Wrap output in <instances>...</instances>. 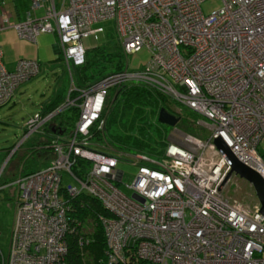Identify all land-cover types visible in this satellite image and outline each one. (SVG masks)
<instances>
[{
  "label": "built area",
  "instance_id": "1",
  "mask_svg": "<svg viewBox=\"0 0 264 264\" xmlns=\"http://www.w3.org/2000/svg\"><path fill=\"white\" fill-rule=\"evenodd\" d=\"M5 1L0 30L11 27L30 41L56 35L71 80L58 109L76 106L78 114L70 133L45 145L48 164L13 180V221L0 264H66V236L78 234L82 246L91 232L89 219L71 215V199L81 193L109 213L98 217L108 264L124 262L126 252L144 264H264V214L222 194L229 165L212 143L219 137L264 180V0H219L206 14L203 0H27L20 18ZM107 19L123 55L145 48L148 60L76 87L69 62L82 64L80 39L102 33L92 24ZM38 71L23 58L7 69L0 50V106ZM126 82L149 85L208 121L205 140L187 134L183 144L167 143L158 161L132 156L137 170L123 183L128 194L118 188L117 157L88 143L91 129L101 128L109 89ZM53 112L29 117L25 136ZM78 160L88 162L80 176L71 171Z\"/></svg>",
  "mask_w": 264,
  "mask_h": 264
},
{
  "label": "rangeland",
  "instance_id": "2",
  "mask_svg": "<svg viewBox=\"0 0 264 264\" xmlns=\"http://www.w3.org/2000/svg\"><path fill=\"white\" fill-rule=\"evenodd\" d=\"M220 4L219 0H203L199 7L202 13L206 14ZM97 25L103 28L102 33L95 38L89 35L80 39L88 56L92 55L94 47L98 45L112 47L117 40L113 19L101 20L92 24V26ZM0 50L2 63L9 70L13 69L15 62L20 58L34 60L39 65L38 73L20 83L15 88L11 99L0 106V184H2L3 182H10L12 178L16 177L19 168L34 170L46 160L43 155L50 156L52 154L49 148L38 145L45 142L46 133L43 128L40 127L25 136V122L34 113L41 112L48 101L54 97H60L62 103L59 106L63 105L71 86V80L62 59H59L58 56L60 52L58 51L57 37L51 32L40 33L34 41H30L18 37L11 27L3 28L0 30ZM147 60L148 52L145 48H141L123 57V67L125 66L129 71L138 70L145 65ZM69 68L71 78L74 80L76 67L69 62ZM165 108L182 121L195 120L194 125L199 130H204L201 139H207L208 134L205 133L204 124H208V121L193 115L191 111L180 104L169 102ZM156 128L162 133L166 131V143L183 144L184 136L187 135V132L176 126L172 127L159 123L155 116L151 120L150 126V134L153 138H156ZM113 130L118 131V127H109L105 132L107 143L103 141L96 145L95 137L89 142L100 147L98 149L103 150V152L117 157L116 168L123 172L122 182L118 184V188L128 194L129 191L123 187V183L130 182L137 170V165H135V159L132 157L134 154L120 153L115 149L116 145L111 142L108 136L109 133H113ZM32 147L36 149V152H31V149H34ZM210 154L211 151H204L205 161L208 160ZM147 157L153 161H158L161 158L160 155H147ZM13 188L12 184L7 185V189L0 190V252L3 254L6 253L9 230L13 221V205L8 198V193H12ZM221 191L226 198L240 203L245 209L252 210L258 205L251 184L237 174L231 173L229 175L222 185Z\"/></svg>",
  "mask_w": 264,
  "mask_h": 264
},
{
  "label": "trees",
  "instance_id": "3",
  "mask_svg": "<svg viewBox=\"0 0 264 264\" xmlns=\"http://www.w3.org/2000/svg\"><path fill=\"white\" fill-rule=\"evenodd\" d=\"M25 3V0H6L5 7L13 10L17 18H20ZM58 56L61 59L60 53ZM123 57L118 40L112 47L107 45L94 47L91 56H88L85 50L82 64L74 66L76 67V74L74 80H72L73 84L76 87H85L106 73L121 70L124 65ZM107 70L109 71L106 72ZM69 97L75 98L76 93H70ZM169 102L174 103L169 97L153 87L139 82H126L116 88L109 89L104 110L101 114V128L93 127L91 129L88 138L89 145L100 148L96 145L103 141L107 143L105 137L107 129L118 127V131L113 130V133H109L108 136L111 142L116 145L115 149L120 153L161 155L167 144L165 141L166 131L162 133L156 128V138H153L150 134V126L151 120L157 116L160 107L169 112L165 108V105ZM60 103H62L61 98L54 97L48 101L40 112L43 117L54 111L40 125L51 136H65L70 133L78 114L76 106L58 109ZM192 114L198 116L193 112ZM195 122V120L182 121L179 118L175 126L189 135L201 138L204 130H199L194 125ZM51 129H54V132ZM94 137L96 145L89 142ZM47 143L48 141H45L38 145L45 146ZM34 149H31L32 153L36 152V149ZM87 167V161L78 160L76 164L72 165L71 171L80 176ZM20 173H25L23 168ZM71 207L72 216L77 217L79 220L87 218L91 221V232L87 233L88 241L82 246L78 245V234L71 233L66 236V264H108L105 260V242L98 217L109 216V213L97 199L83 193L71 199ZM110 264H144V262L137 260L126 252L124 262Z\"/></svg>",
  "mask_w": 264,
  "mask_h": 264
},
{
  "label": "water",
  "instance_id": "4",
  "mask_svg": "<svg viewBox=\"0 0 264 264\" xmlns=\"http://www.w3.org/2000/svg\"><path fill=\"white\" fill-rule=\"evenodd\" d=\"M156 120L161 124L174 127L179 118L167 112L163 107H160L157 111ZM51 130L54 132V129ZM58 133L60 132L58 131ZM212 143L229 165V170L221 180L220 186L225 183L231 173L245 179L253 188L259 206L258 211L264 214V180L254 170L239 162L219 137L213 138ZM132 196L135 197L134 194Z\"/></svg>",
  "mask_w": 264,
  "mask_h": 264
},
{
  "label": "crops",
  "instance_id": "5",
  "mask_svg": "<svg viewBox=\"0 0 264 264\" xmlns=\"http://www.w3.org/2000/svg\"><path fill=\"white\" fill-rule=\"evenodd\" d=\"M26 1V3H27V0H25ZM26 3H25V6H26ZM59 51V50H58ZM40 128V127H39ZM46 134H45V136H44V141H49L53 136H51V135H49L46 131H44ZM40 141H42V140H40ZM42 143V142H41ZM39 148V147H38ZM35 150V149H34ZM38 150V149H37ZM51 156H52V154H50V156H47L46 154L45 155H43V157L44 158H46V160L44 161V163L41 165V166H39L38 168H40V167H44V166H46L47 164H48V162H49V160L51 159ZM38 168H36V169H38ZM21 170H22V168H19V171H18V173H20L21 172ZM35 170V169H34ZM30 171H32V170H24V172L26 173V172H30ZM18 175V174H17ZM16 177H14V178H12L11 180H10V182H3L2 184H0V190H4V189H7V185H12L13 184V180L15 179ZM9 183V184H8ZM13 187H14V185H13ZM13 195H14V188H13V192L11 193H8V198H9V201L12 203V205H13ZM4 197H6V195L4 194Z\"/></svg>",
  "mask_w": 264,
  "mask_h": 264
}]
</instances>
